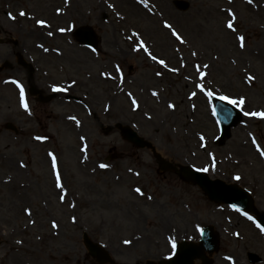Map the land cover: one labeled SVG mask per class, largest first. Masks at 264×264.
<instances>
[{"label":"rangeland","instance_id":"1","mask_svg":"<svg viewBox=\"0 0 264 264\" xmlns=\"http://www.w3.org/2000/svg\"><path fill=\"white\" fill-rule=\"evenodd\" d=\"M125 1L0 0V24L10 15L23 26L6 22L9 49L19 48L32 62V84L50 95L38 101L24 92L34 119L22 113L12 86L0 83V264H97L82 243L83 231L115 262L146 264L149 250L157 258L165 253L171 227L186 228L183 238L192 239L195 221L218 233L213 264H264V234L255 222L264 213V116L244 115L264 112V0H185L184 10L174 0H150L155 14ZM233 14L235 31L227 27ZM36 17L52 28L30 42H12L19 37L14 28L24 29L26 38L34 33ZM84 24L97 33L94 48L74 38L73 28ZM59 28L70 33L46 35ZM32 41L51 47L49 53L35 51ZM161 59L167 69L157 65ZM14 67L27 84V70ZM10 73L1 71L0 80ZM55 83L65 87L69 102L50 94L47 85ZM223 95L245 98L226 139L211 102ZM6 122L18 131L6 129ZM117 124L134 129L150 147L132 145ZM38 134L52 138L36 141ZM161 161L207 169L210 177L247 189L252 211L210 201L168 169L153 173ZM134 233L142 239L123 245Z\"/></svg>","mask_w":264,"mask_h":264},{"label":"water","instance_id":"2","mask_svg":"<svg viewBox=\"0 0 264 264\" xmlns=\"http://www.w3.org/2000/svg\"><path fill=\"white\" fill-rule=\"evenodd\" d=\"M176 5L181 9H185L188 6V3L182 0H176ZM90 37V40L92 41L91 43H94V37ZM214 102L216 103L215 111L218 117L222 136L228 137L230 135V127L234 126L238 122L240 115L236 109L223 101L214 99ZM122 134L135 145L144 146L141 139L133 131L124 129L122 130ZM182 174L186 180L197 183L211 200L228 202L239 208H251V201L247 192L238 188L236 185L225 184L223 181L218 179L211 180L207 174L194 171L189 168H182ZM258 220L264 228V215H260ZM202 242L204 243L206 250L211 251L215 249L217 241L209 228H204L202 232ZM85 244L91 255L102 258L101 261L106 260L107 257H102L104 252L101 251L97 245L86 240V238ZM189 249L184 247L183 252L178 256L175 264H190L191 259L195 256V250L192 251L193 248L190 247Z\"/></svg>","mask_w":264,"mask_h":264},{"label":"snow or ice","instance_id":"3","mask_svg":"<svg viewBox=\"0 0 264 264\" xmlns=\"http://www.w3.org/2000/svg\"><path fill=\"white\" fill-rule=\"evenodd\" d=\"M249 2H251V0H249ZM140 3L145 4V6H147V0H140ZM20 14H21V15H24L25 13H24V12H21ZM234 21H235V15L233 14V15L231 16V18L227 21V27H228L229 29L233 30V31H235ZM37 23L40 24V25H44V24H45V21H43V20H37ZM165 27H167V28H169V29H172V25L168 24L167 22H165ZM60 31H64V29H60ZM49 35H51V33H49ZM172 35L175 36L178 40H181V42H183L182 37H181V36L179 35V33H177L174 29L172 30ZM238 39L241 41V47H244V43H243V42H244V39H245V38H244L243 36H240V37H238ZM141 46H143V42H141ZM145 51H147V48H146V47H145ZM193 55H196V53H193ZM152 59H153V60H156L157 57L152 56ZM159 63H160V64H164L165 61L161 59V60H159ZM204 67L206 68V67H208V65H204ZM198 68H199V66H198ZM117 70H118V69H117ZM174 70H175V69H174ZM204 75H205V73H203V72L200 73V76H201V77H203ZM247 79H248L249 81H252V80H254V77L251 76V75H249V76L247 77ZM197 87H201V88H203L202 85H197ZM53 90H54V91H58V90H60V89H56V88L54 87ZM154 94H155V93H154ZM207 95H208L209 97H211V96L213 95V92L208 91V92H207ZM23 97H24V92H23V88H21V102H22L23 106L25 107V109H27L28 106H27L26 103H24V101H23ZM220 99H221V100H224V101H227L228 103L233 104V105H235V106H241V105H243L244 102H245V98H244V97H240V98L237 100V99H232V98H230V97L227 96V95H223V96H220ZM133 103L135 104L136 102L133 101ZM169 107H174V105L169 104ZM244 115L264 116V112H251V113H249V112H245ZM36 139H37V140H42V139H44V137L37 136ZM201 139L203 140V137H201ZM50 155H51V153H50ZM261 155H264V152H262ZM55 166H56V165H55V158L53 157V168H55ZM100 167H101V168H106V167H108V165H106V164H101ZM202 170H203V171H207V169H202ZM236 179H240V177H236ZM56 184H57V187H61V186H62L61 183H60V176H59V173H57V176H56ZM135 191L139 193V192L141 191V189H140V188H136ZM61 199H63V197H61ZM53 226H54V227L56 226L55 223L53 224ZM125 243H128V241H125ZM173 247H175V245H173Z\"/></svg>","mask_w":264,"mask_h":264},{"label":"flooded vegetation","instance_id":"4","mask_svg":"<svg viewBox=\"0 0 264 264\" xmlns=\"http://www.w3.org/2000/svg\"><path fill=\"white\" fill-rule=\"evenodd\" d=\"M18 31V30H17ZM4 33H6L4 31ZM3 50L0 52V61L2 63V66L0 67V72L3 71L4 69H10L9 71H11V73L16 76V77H20L19 75V72L18 70H16V68H14V64H15V61L18 60V53L19 52H22L19 48H15V49H12L10 50L9 47H10V44H9V41H8V38H3ZM19 49V51H18ZM37 53H36V57H37ZM12 56V58H11ZM12 60V61H11ZM36 64H37V59H36ZM13 68L15 69L16 73L14 72ZM48 88L50 87V85H47ZM49 90V89H48ZM36 95L38 96V98L40 100H46V98L42 95L41 93V90H38L37 87H36ZM52 96H58L59 98H62L64 99L65 95L60 92L59 94L57 93H53ZM50 98V97H48ZM37 117V115H36ZM158 242V240H154L153 241V245L154 247H156V243ZM163 248V251H165L166 247H165V244L162 246Z\"/></svg>","mask_w":264,"mask_h":264},{"label":"bare ground","instance_id":"5","mask_svg":"<svg viewBox=\"0 0 264 264\" xmlns=\"http://www.w3.org/2000/svg\"><path fill=\"white\" fill-rule=\"evenodd\" d=\"M122 3L125 2V3H128L126 2L125 0H120ZM129 1H133L134 2V9H143L147 12H152V14H155V12H153L154 10L151 8V2L150 0H147V6H145V4H142L140 3V0H129ZM151 5V6H150ZM43 27H45V25H42ZM37 30H41L43 28H36ZM145 45V44H144ZM146 47V46H145ZM150 49V48H149ZM157 65L160 67V68H165L167 69L168 67H166L165 64H160L158 61H156Z\"/></svg>","mask_w":264,"mask_h":264}]
</instances>
